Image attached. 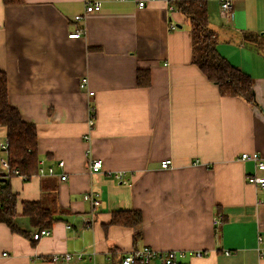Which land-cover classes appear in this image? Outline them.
I'll list each match as a JSON object with an SVG mask.
<instances>
[{
	"label": "crops",
	"instance_id": "crops-1",
	"mask_svg": "<svg viewBox=\"0 0 264 264\" xmlns=\"http://www.w3.org/2000/svg\"><path fill=\"white\" fill-rule=\"evenodd\" d=\"M85 1L100 10L85 13ZM205 1L217 51L253 78L258 106L220 95L191 61L190 24L168 0H0L8 100L35 124L39 158L55 172L13 175L10 186L18 212L42 198L57 216L38 240L25 219L28 237L0 222V264H55L51 254L77 251L84 259L66 264H112L143 244L183 251L190 264H264V189L247 182L264 169L238 158L258 151L264 160V55L243 38L263 34L264 0H231L226 16L220 0ZM76 25L84 35L69 37ZM139 68L149 71L147 87L136 82ZM82 77L92 95L79 88ZM89 103L96 124L85 141ZM5 136L0 127V143ZM90 157L101 171H88ZM89 190L99 194L93 209L82 198ZM130 209L141 212L138 227L110 223L112 212ZM92 210L95 220L82 226ZM195 250L204 255H188Z\"/></svg>",
	"mask_w": 264,
	"mask_h": 264
},
{
	"label": "trees",
	"instance_id": "trees-1",
	"mask_svg": "<svg viewBox=\"0 0 264 264\" xmlns=\"http://www.w3.org/2000/svg\"><path fill=\"white\" fill-rule=\"evenodd\" d=\"M22 0H3L5 4L18 3ZM169 6L180 12L190 24L191 61L203 72L206 78L216 84L220 95L240 97L252 106H258L255 99L253 78L239 67L231 64L216 49L218 32L209 25L208 8L205 0H168ZM243 38L251 40L254 46L264 55V35L244 33ZM136 82L147 87L150 75L147 69H138ZM0 127L6 129L5 140L8 142L5 154L9 169H17L26 181L36 173L39 154L37 152V131L35 124L25 121L19 110L8 100L7 76L0 70ZM0 177V222L12 232L29 236L22 219L28 226L36 229L50 228L57 219L53 201L44 199L21 202L17 210V193L10 186V177ZM141 212L137 209L119 210L111 214L110 223L138 227L141 223ZM137 228L134 237L140 236ZM112 264H118V261Z\"/></svg>",
	"mask_w": 264,
	"mask_h": 264
},
{
	"label": "built area",
	"instance_id": "built-area-1",
	"mask_svg": "<svg viewBox=\"0 0 264 264\" xmlns=\"http://www.w3.org/2000/svg\"><path fill=\"white\" fill-rule=\"evenodd\" d=\"M144 1H139L138 5L142 6ZM101 8L99 1H85L84 2V12L90 13L93 11H99ZM172 10L173 8L169 6ZM231 9V0H220V13L223 16H226ZM82 14H76L74 19L79 21L82 19ZM176 28L175 24L169 23V29ZM85 28L84 26L76 25L74 30L68 33L69 37H79L84 35ZM264 35V32H263ZM79 88L85 90L88 95H92L93 91L88 88V82L86 77H82L79 84ZM96 124V116H95V107L93 104L89 103L88 107V117L86 120V127L87 130L83 133V139L85 141L90 139L91 132L94 130ZM8 142L4 140L0 143V177H6L8 174L13 173L14 175H19L24 178L17 169H9L8 158L5 154ZM238 158L241 160H246L252 162L257 169L262 170L264 169V160L262 155L258 151H251V152H240L238 154ZM171 163L170 159H165L160 162V166L165 168L168 167ZM58 166L63 165V161L59 160L57 162ZM87 169L89 172H99L102 170V161L99 158L90 157L87 160ZM37 175L44 176V175H54V168L50 165L45 164V160L43 158H38V166H37ZM114 177L120 183H128L130 178L125 176L124 171H117L114 172ZM60 179H66L65 174H61L59 176ZM247 182L253 184V186L264 189V177H259L257 175L248 174L247 175ZM83 200L87 201L91 205V209L96 208L99 203V194L95 190H89L83 193L82 195ZM95 220V215L93 210L88 217H83L82 219V226H89ZM71 227L69 224L67 228ZM50 234V229L48 228H40L36 229L31 233V238L33 240H38L42 236H46ZM258 241L261 242V238L258 237ZM263 248V245L261 246ZM84 251H77V252H62V253H55L50 255V259L53 263L58 264L63 262L64 264L69 263L70 261H82L84 259ZM189 256L199 257L204 255V253L200 250H195L192 252H188ZM186 253L183 251H176V250H156L148 245H140V246H133L128 250H124L119 252L118 256V264H190L189 260L186 259Z\"/></svg>",
	"mask_w": 264,
	"mask_h": 264
}]
</instances>
